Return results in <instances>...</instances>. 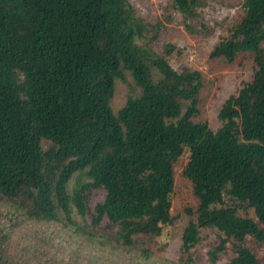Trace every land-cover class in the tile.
Returning <instances> with one entry per match:
<instances>
[{
  "label": "trees",
  "instance_id": "16d2710c",
  "mask_svg": "<svg viewBox=\"0 0 264 264\" xmlns=\"http://www.w3.org/2000/svg\"><path fill=\"white\" fill-rule=\"evenodd\" d=\"M199 4L172 0L185 20ZM150 26L129 0H0V264H200L202 228L218 237L211 264L228 244L221 264H259L247 238L264 241V0H243L209 54L253 69L216 129L197 120L201 72L176 71ZM185 150L197 206L177 257H154L144 246L177 219Z\"/></svg>",
  "mask_w": 264,
  "mask_h": 264
},
{
  "label": "rangeland",
  "instance_id": "374dc122",
  "mask_svg": "<svg viewBox=\"0 0 264 264\" xmlns=\"http://www.w3.org/2000/svg\"><path fill=\"white\" fill-rule=\"evenodd\" d=\"M129 1L136 14L151 25L148 36L156 37L151 45L158 54L164 55L169 64L178 72L184 69L201 72L202 87L199 92L197 120L206 121L213 129L219 127L221 121L218 118V111L222 103L231 94H236L243 83L252 78L253 73L251 62L246 58L239 56L233 62L228 63L209 56L216 43L241 18L243 0H200L195 15L186 20L172 6V0ZM167 44L173 47L170 54L164 51ZM124 93L125 86L119 83L111 102L113 108L123 102ZM188 155V151L185 150L173 164L174 188L171 194V214L177 219L173 225L164 227L162 234L155 239V242L144 246L152 251L154 257L169 260L177 257L182 243V231L188 222L185 209H194L197 206L192 185L183 176ZM102 199V192H93L91 207ZM239 213L255 218L253 210H248L247 213L239 211ZM105 224L104 221L98 230L104 231ZM201 236L197 246L200 264H211L207 259V250L213 242H217L218 237L216 232L209 228H202ZM247 245L257 256L259 264H264V241L257 242L248 237ZM227 246V251L219 255L216 264H221L233 256L230 244ZM140 247L142 246L138 245L135 248ZM138 253L140 250H129L122 254L119 260L126 261L131 254L137 255Z\"/></svg>",
  "mask_w": 264,
  "mask_h": 264
}]
</instances>
